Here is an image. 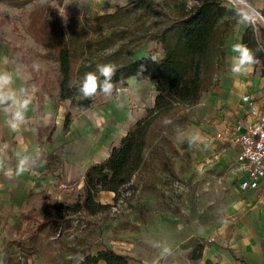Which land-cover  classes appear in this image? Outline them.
<instances>
[{"label":"rangeland","instance_id":"rangeland-1","mask_svg":"<svg viewBox=\"0 0 264 264\" xmlns=\"http://www.w3.org/2000/svg\"><path fill=\"white\" fill-rule=\"evenodd\" d=\"M128 1H0V72L10 75L11 80L19 76L25 84L20 100H28L27 107H33L34 111L33 116L30 108L26 107L25 118L28 116L37 124L42 116L45 94L55 98L58 90L56 56L31 34L32 13L43 10L50 22L65 26L68 16L76 11L83 18H95L113 12L118 6H125ZM245 1L252 9L236 0H223L224 5L237 7L251 18L255 10L261 12L263 9L262 0ZM256 22L264 25L259 16ZM246 28V23H238L232 29L231 41ZM49 53L50 56H47ZM129 54L130 58H161L163 50L155 41L147 40L138 51ZM34 64L39 68H35ZM228 71L232 72L231 66L226 69L222 81ZM245 73L249 74L251 84L258 83L253 88L254 94L259 96L264 93L262 64H254ZM146 91L142 104L128 87H115L111 95L102 93L96 96L89 110L78 112L73 109L74 120L83 119L96 124L97 117L99 128L95 127L91 135L104 137L103 142L109 150L121 134L114 130L110 132V125L103 118L106 107L128 101L125 104L127 121L120 124L126 128L144 113V108L153 104L156 90L150 82ZM63 106L67 107L66 111L69 110V102ZM12 120L16 122L14 117ZM52 128L53 125L42 131L43 139ZM186 130L171 138L174 147H164L168 158H157L147 171L120 190L117 201L115 195L112 197L108 191L99 193L96 200L110 207L94 215L84 210L73 213L66 208H60L58 214L59 209L56 208L61 202L73 204L82 197L85 170L92 165L94 158H87L80 171L74 169L76 162L71 160V171L68 172L61 157H45L51 161L47 174L55 177L53 183L56 189H49L47 185L40 192L29 193L28 200L15 208L13 205L11 210L2 214L1 217H6L7 221L0 225V255L5 257L7 264H84L78 261L82 248L92 245V254L104 245L130 256L131 264H148L154 259H181V245L194 230L218 228L233 217L238 205L250 201L237 188L236 165L230 162L229 156L219 154L206 142L198 143L197 131L191 133ZM57 135L60 136L56 128L53 139ZM66 139L69 143L73 141L71 136L63 141L67 142ZM175 149L179 154L175 153ZM51 181L46 183L51 184ZM8 220L14 221L15 225H9ZM10 229L14 236L7 240L6 234ZM165 249L169 251L165 252Z\"/></svg>","mask_w":264,"mask_h":264},{"label":"trees","instance_id":"trees-1","mask_svg":"<svg viewBox=\"0 0 264 264\" xmlns=\"http://www.w3.org/2000/svg\"><path fill=\"white\" fill-rule=\"evenodd\" d=\"M237 11L242 10L224 5L223 0H129L125 6L95 18H83L76 11L68 16L65 26L50 22L43 10L32 13L31 34L57 59L58 102L70 103L65 133L73 122L72 110L90 109L101 93L98 90L91 99H78L83 95L80 89L85 73L96 72L97 65L116 67L114 88L125 86L131 77L156 83L153 106L112 148L107 159L87 169L82 197L73 204L59 203L58 214L60 208L73 213L84 210L91 215L109 208V204L96 200L99 193H115L117 201L125 185L147 171L157 158L166 157L164 147H174L171 138L191 123L190 109L222 82L227 69V44L232 29L240 23ZM260 13L264 18V8ZM246 24L243 44L256 52L258 64L264 69V51H256L258 46L264 48V25L251 20ZM147 40L160 45L163 56L155 61L153 56L130 58L129 52L138 51ZM141 65L146 70L136 75ZM166 118L171 122L165 124ZM47 138L51 140V136ZM175 153L179 154L176 149ZM210 244L209 240L192 237L182 248L191 249L188 258L197 262ZM91 248L88 245L80 251L84 264L101 260L104 264H131L130 256L110 247L95 255L90 253Z\"/></svg>","mask_w":264,"mask_h":264},{"label":"crops","instance_id":"crops-1","mask_svg":"<svg viewBox=\"0 0 264 264\" xmlns=\"http://www.w3.org/2000/svg\"><path fill=\"white\" fill-rule=\"evenodd\" d=\"M262 1L264 8V0ZM244 30L237 34L233 41H231L232 36L228 41L226 57L228 70L233 62L232 56L236 55L232 51V46L234 44H243ZM132 58L138 59L143 58V56ZM11 82L6 91L13 93L17 101H21V93L25 84L19 76L14 77ZM149 82L151 87L156 90L155 82L138 80L136 77L129 78L123 87H128L132 95L136 96L143 104ZM256 84L258 83L251 84V78L248 73L235 75L233 72L228 71L221 84L211 92L206 93L201 102L190 109L192 121L186 132L195 133L197 131L196 140L198 143L206 142L219 154H224V157L229 156L230 162L236 165L237 149L230 143L218 140L216 135L218 132L225 130L226 122L231 119L230 116L238 109L244 94L252 95L260 105H264V93L259 96L254 94L253 88ZM65 102L69 101L58 102L57 96L54 98L45 94L42 102V116L37 124H34L32 118L24 117L27 109H20L18 103L14 104L13 101L9 100L5 104L0 105V225L5 224L7 221L6 217H1L2 214L6 210H11L13 205L15 208L18 204L28 200L29 193L40 192L47 185L49 189L51 187L56 189L53 183L55 177L47 174L51 161L45 157H61L66 163L68 172L71 171L69 168L71 160L76 162V166H74L76 171H80L83 168L81 165L85 163L87 158H94L92 165L100 163L110 156L112 148L121 142L137 120L142 118L146 114L147 109L154 104L153 102L152 105L144 108V113L126 128L122 127L121 123H124L122 121L127 118L125 114L128 111H126L125 104L128 101L126 100L118 105L113 103L107 106L103 118L108 121L110 132L114 130L121 134L118 142L108 150L106 148L107 145L103 142L105 140L104 137L99 136L97 138L91 135L95 127L96 129L99 128L97 117L95 118L96 124L83 119L74 120L73 117L70 131L68 133L64 132V120L67 112V107L63 106ZM27 108H30V112L34 116L33 107L28 106ZM18 110L23 112V120L13 122L12 119ZM78 112L85 111L78 110ZM13 123L18 124L15 129L11 126ZM51 125H53L52 130L43 139L42 131ZM56 128L60 136L57 135L53 139ZM48 136H51V140H48ZM70 136L73 140L72 142L69 143V139H66L67 142L63 141L65 137L69 138ZM22 161L24 162L25 171L18 174L17 169L21 166ZM88 168H86L85 173ZM235 172L237 174V165ZM49 180H52V185L46 183ZM83 184L84 178L81 188ZM238 185L239 181L237 179L238 190L245 193L246 196L244 197L250 201L238 205L234 209L236 213L231 219L227 220V223L220 225L218 228H198L183 242L185 243L192 237L211 241L212 244L205 247L201 260L197 262L191 261L188 258L191 249L182 248L180 251L181 259H154L148 264H206L207 261H211L212 264H264V182L259 190L243 191L239 189ZM110 194H112V197L115 195V193ZM9 225H15L14 221H9ZM11 231L12 229L8 230L6 234L7 240L14 236ZM105 248L106 246L102 245L92 254L95 255ZM0 260L3 261V264H7L3 255H0Z\"/></svg>","mask_w":264,"mask_h":264},{"label":"built area","instance_id":"built-area-1","mask_svg":"<svg viewBox=\"0 0 264 264\" xmlns=\"http://www.w3.org/2000/svg\"><path fill=\"white\" fill-rule=\"evenodd\" d=\"M255 14L251 18L253 24L258 16ZM230 118L225 130L218 132L216 138L237 149L239 189L259 190L264 182V105L252 95L244 94Z\"/></svg>","mask_w":264,"mask_h":264},{"label":"clouds","instance_id":"clouds-1","mask_svg":"<svg viewBox=\"0 0 264 264\" xmlns=\"http://www.w3.org/2000/svg\"><path fill=\"white\" fill-rule=\"evenodd\" d=\"M239 16V21L243 23H249L251 17L244 11H237L236 13ZM232 51L236 55L232 56V64L231 70L233 74L240 75L243 74L251 69L254 64L259 63V59L256 56V52L247 47L244 44H234L232 46ZM256 51H264V48L257 47ZM153 61L156 60V57L153 56L151 58ZM35 68H39V65L34 64ZM146 70L144 65H141L137 70L136 75H142V73ZM97 72L99 75H97ZM116 67L113 64H99L97 65L96 72H87L85 73L83 80H82V87L80 91L82 92V96L78 97V99H91L94 95L97 94V91L103 92L105 95H111L114 83H113V76L115 75ZM100 77L104 79L101 81ZM11 82V76L0 72V105L5 104L7 101L11 100L14 104H19L20 109H26L27 104L29 103L28 100L17 101L15 95L13 93H9L6 91L7 86ZM15 121H22L23 120V112L16 111L14 115ZM171 121L167 118L165 119L164 123H170ZM12 128L15 129L18 124L13 123ZM191 143V142H190ZM24 162H21V166L17 169L18 174L23 173L25 171L23 167ZM168 249H165V252H168ZM85 260L84 256L78 255V261L82 262ZM0 264H3V261L0 260ZM98 264H104V262L98 261Z\"/></svg>","mask_w":264,"mask_h":264},{"label":"bare ground","instance_id":"bare-ground-1","mask_svg":"<svg viewBox=\"0 0 264 264\" xmlns=\"http://www.w3.org/2000/svg\"><path fill=\"white\" fill-rule=\"evenodd\" d=\"M234 1V0H233ZM236 1H238V2H240V3H242V4H244V5H246V1L245 0H236ZM247 6H248V4H247ZM249 8H251L250 6H248ZM252 9V8H251Z\"/></svg>","mask_w":264,"mask_h":264},{"label":"water","instance_id":"water-1","mask_svg":"<svg viewBox=\"0 0 264 264\" xmlns=\"http://www.w3.org/2000/svg\"><path fill=\"white\" fill-rule=\"evenodd\" d=\"M256 14H258V16L264 21V18H263V16H262V14L261 13H259V12H256Z\"/></svg>","mask_w":264,"mask_h":264}]
</instances>
